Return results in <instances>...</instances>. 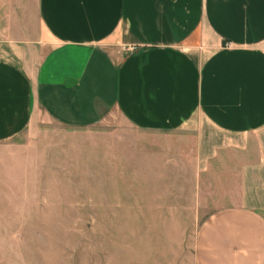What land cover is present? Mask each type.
<instances>
[{
    "label": "crops",
    "instance_id": "obj_1",
    "mask_svg": "<svg viewBox=\"0 0 264 264\" xmlns=\"http://www.w3.org/2000/svg\"><path fill=\"white\" fill-rule=\"evenodd\" d=\"M115 114L145 166L193 141L207 206L187 252L142 264H264V0H0V142Z\"/></svg>",
    "mask_w": 264,
    "mask_h": 264
},
{
    "label": "rangeland",
    "instance_id": "obj_2",
    "mask_svg": "<svg viewBox=\"0 0 264 264\" xmlns=\"http://www.w3.org/2000/svg\"><path fill=\"white\" fill-rule=\"evenodd\" d=\"M137 133L115 114L84 128L45 123L1 141L0 264H142L187 252L207 210L193 203L194 142L185 140L184 156L154 152L145 166V152L112 135ZM138 181L155 188L114 187Z\"/></svg>",
    "mask_w": 264,
    "mask_h": 264
},
{
    "label": "built area",
    "instance_id": "obj_3",
    "mask_svg": "<svg viewBox=\"0 0 264 264\" xmlns=\"http://www.w3.org/2000/svg\"><path fill=\"white\" fill-rule=\"evenodd\" d=\"M228 45H229V43H228Z\"/></svg>",
    "mask_w": 264,
    "mask_h": 264
}]
</instances>
